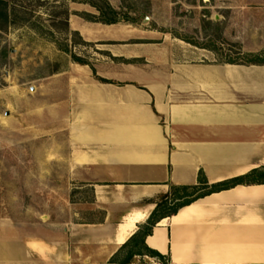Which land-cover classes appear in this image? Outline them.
Returning a JSON list of instances; mask_svg holds the SVG:
<instances>
[{
    "label": "crops",
    "instance_id": "obj_1",
    "mask_svg": "<svg viewBox=\"0 0 264 264\" xmlns=\"http://www.w3.org/2000/svg\"><path fill=\"white\" fill-rule=\"evenodd\" d=\"M75 7L69 27L84 42L125 44L109 51L111 73L71 64L64 220L54 206L31 224L1 217L0 264H162L146 255L128 262L124 247L172 187L264 170V65L217 62L168 37L131 44V26L89 22L73 12L98 11ZM145 245L170 264H264V184L197 200L160 222Z\"/></svg>",
    "mask_w": 264,
    "mask_h": 264
},
{
    "label": "rangeland",
    "instance_id": "obj_2",
    "mask_svg": "<svg viewBox=\"0 0 264 264\" xmlns=\"http://www.w3.org/2000/svg\"><path fill=\"white\" fill-rule=\"evenodd\" d=\"M101 1L9 3L13 24L0 29V218L30 223L35 213L54 206L52 216L64 220L71 190L65 180L64 79L76 64L73 57L92 70L97 63L107 69L113 65L109 51L125 44L84 42L70 30L71 6ZM106 1L137 21L121 23L136 33L131 44H161L168 37L207 50L217 62L248 66L254 56L264 59V0ZM91 196L85 189V202Z\"/></svg>",
    "mask_w": 264,
    "mask_h": 264
},
{
    "label": "trees",
    "instance_id": "obj_3",
    "mask_svg": "<svg viewBox=\"0 0 264 264\" xmlns=\"http://www.w3.org/2000/svg\"><path fill=\"white\" fill-rule=\"evenodd\" d=\"M11 0H0V29H4L5 26L13 24L9 14V3ZM90 6L95 8L99 16L87 15L86 20L93 23H100L103 25H116L119 23L135 24L136 20L132 19L128 15L122 17L121 14L116 11L110 3L106 0H102L100 3H90ZM75 63L82 66H89L88 63L82 59L73 57ZM232 65H241L234 62H229ZM264 59L260 56H254L248 66H263ZM96 76V72L93 69ZM100 82L109 84L110 82L98 79ZM245 184H264V170L254 171L251 174L219 183L216 185H209L207 179L203 174L200 175L199 185L194 187H172L170 193L161 198L157 204L156 209L149 217L147 224L142 226L140 231L132 237V239L125 245L124 249H129L127 261L130 262L135 256H149L156 259L157 262L162 264H170V260L156 251L149 249L145 245V239L150 236L153 229L163 220L176 215L179 210L189 206L199 199L205 198L211 194L230 190L239 185Z\"/></svg>",
    "mask_w": 264,
    "mask_h": 264
},
{
    "label": "water",
    "instance_id": "obj_4",
    "mask_svg": "<svg viewBox=\"0 0 264 264\" xmlns=\"http://www.w3.org/2000/svg\"><path fill=\"white\" fill-rule=\"evenodd\" d=\"M149 21H150V19L149 18H146L145 21H144V23H148Z\"/></svg>",
    "mask_w": 264,
    "mask_h": 264
}]
</instances>
